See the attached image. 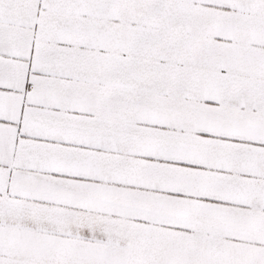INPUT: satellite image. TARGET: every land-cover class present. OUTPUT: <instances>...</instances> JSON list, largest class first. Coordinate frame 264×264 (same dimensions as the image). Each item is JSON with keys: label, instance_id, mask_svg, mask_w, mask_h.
<instances>
[{"label": "snow or ice", "instance_id": "6c2138e0", "mask_svg": "<svg viewBox=\"0 0 264 264\" xmlns=\"http://www.w3.org/2000/svg\"><path fill=\"white\" fill-rule=\"evenodd\" d=\"M0 264H264V0H0Z\"/></svg>", "mask_w": 264, "mask_h": 264}]
</instances>
